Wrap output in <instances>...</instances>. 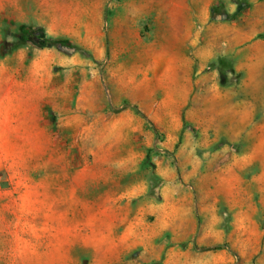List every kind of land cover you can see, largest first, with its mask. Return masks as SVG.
<instances>
[{
	"label": "rangeland",
	"instance_id": "1",
	"mask_svg": "<svg viewBox=\"0 0 264 264\" xmlns=\"http://www.w3.org/2000/svg\"><path fill=\"white\" fill-rule=\"evenodd\" d=\"M0 264H264V0H0Z\"/></svg>",
	"mask_w": 264,
	"mask_h": 264
},
{
	"label": "trees",
	"instance_id": "2",
	"mask_svg": "<svg viewBox=\"0 0 264 264\" xmlns=\"http://www.w3.org/2000/svg\"><path fill=\"white\" fill-rule=\"evenodd\" d=\"M36 30H32L29 26H24L21 28V33H20V39L22 41H27L30 38H35L38 39L39 41H42L43 43L47 42V37L44 34V31L42 29V27L38 26L35 28ZM132 108L134 109V111L139 114L144 120L145 122L153 129L155 130V126L154 124L151 122V120L149 118H147L145 116V114H143V112H141L136 106L134 105H129L126 104L124 106H122L120 108V110L125 109V108ZM119 111V110H118ZM220 246H216V248H219ZM205 249H209V248H205Z\"/></svg>",
	"mask_w": 264,
	"mask_h": 264
},
{
	"label": "crops",
	"instance_id": "3",
	"mask_svg": "<svg viewBox=\"0 0 264 264\" xmlns=\"http://www.w3.org/2000/svg\"><path fill=\"white\" fill-rule=\"evenodd\" d=\"M205 17V15H204ZM158 58L160 60H166L165 64L169 69H172L175 72L178 69L187 72L190 67L195 63L191 54H159ZM199 65L203 64L199 62Z\"/></svg>",
	"mask_w": 264,
	"mask_h": 264
}]
</instances>
